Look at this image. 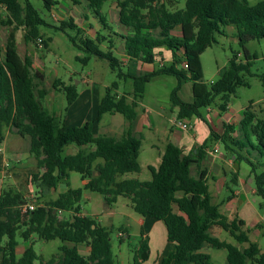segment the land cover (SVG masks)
Masks as SVG:
<instances>
[{"label":"trees","instance_id":"trees-1","mask_svg":"<svg viewBox=\"0 0 264 264\" xmlns=\"http://www.w3.org/2000/svg\"><path fill=\"white\" fill-rule=\"evenodd\" d=\"M42 1L48 11L56 4L54 0ZM86 1L107 35L97 31L94 37L81 36L83 30L71 17L61 20L56 27L62 31L74 28L75 36L69 39L84 53L76 59L83 64L92 57L106 61L116 73V80L105 87L92 121L65 126L43 105L48 93L44 74L33 68L30 56L21 57L17 49L19 29L26 43L36 44L41 39L43 47H48L50 39H44L40 33L45 20L30 0H0V8L5 13L0 24L9 28L0 56V143L6 127L30 137L29 152L42 172L31 173L29 182L36 187L39 197L55 190L61 180L69 178L70 172L78 173L85 181L76 188L69 187L67 182L66 190L55 198L26 210L23 208L30 200L13 186H4L0 192V264H34L35 261L39 264H115L111 230L83 212L80 205L83 190L99 193L106 205L124 197L138 215L161 220L166 227L167 241L174 249L160 264H209L210 256L201 251L204 243L224 248L228 264H264V251L250 241L243 229L244 221L237 217L228 219L220 212L219 204L213 203L207 183L208 169L202 163L212 141L223 143L233 162H243L249 167L255 195L262 199L259 206L264 207V115L257 116L249 102L238 124H226L224 131L218 133L201 114L218 96V109L226 111L236 88L248 86L245 74L256 75L251 72L255 55L248 51L246 44L250 40L264 39V0L255 4L248 0H185L184 6L176 9L171 8L176 0H114L118 26L124 27L122 32L112 31L101 12L107 0ZM228 25L235 27L244 60L238 57V51L232 52L218 79L206 84L200 55L216 42V34H224V27ZM111 35L123 43L124 54L130 60L154 64L157 49L169 51L170 60L142 74H132L123 70L122 61L114 55V41L107 39ZM105 42L108 44L104 50L100 45ZM163 75L177 80L169 97L171 107L176 108V119L200 117L208 126L209 137L189 154L168 142L158 166H147L151 175L147 181L122 177L140 172L138 156L142 136L132 133L131 123L147 83ZM257 76L264 84V72ZM118 80H131V100L126 93H116ZM185 82L191 83L190 101L179 95ZM52 88L65 95L68 106L78 97L77 86L72 82L55 78ZM104 113H119L127 121L119 138L94 135L92 125ZM68 145L78 149L66 154L64 148ZM192 166L196 175L191 173ZM61 212H71V215L60 217ZM213 226L227 231L239 245L212 235ZM140 234L143 235L142 229ZM18 238L27 242L20 256L16 255ZM36 239H58L61 242L58 253L47 260L40 257L33 248ZM244 243L247 245L242 246ZM79 244L89 247L87 256L78 252ZM146 251L147 245L142 241L134 264H143L140 253Z\"/></svg>","mask_w":264,"mask_h":264},{"label":"rangeland","instance_id":"rangeland-1","mask_svg":"<svg viewBox=\"0 0 264 264\" xmlns=\"http://www.w3.org/2000/svg\"><path fill=\"white\" fill-rule=\"evenodd\" d=\"M33 6L38 10L39 15L45 20L46 25L40 27V33L43 34V38H49L48 47L45 49L42 43H26L23 39V31L19 29L16 32L17 38V49L21 57L28 55L33 60V68L40 70L44 74V86L49 92V97H46L43 101V105L50 111L56 113V115L63 119L65 116L66 109H68L65 95L52 88V81L55 78H60L65 83H74L78 90H82L84 79L86 84L89 80L92 81V86L96 87L100 98L104 95L105 87L109 86L112 81L116 80V73L111 71L108 64L104 60L92 57L87 64H83L76 57H83L84 53L78 50L69 39V36H75L76 30L74 28H65V31L58 29L56 26L59 25L61 20H66L68 18H73L74 22L83 30L81 36H95V30L102 34L107 35V30L101 29V25L94 17L93 13L87 6L86 0H54L56 4L50 11L46 10L43 6L42 0H30ZM260 0H248L250 4H255ZM185 0H176L172 5V9L181 8L184 6ZM101 12L103 15L107 16L108 23L112 28V31H119L123 29L121 25L116 26L117 21V5L114 0H107L104 2ZM5 13L3 9L0 8V20L3 19ZM99 28L98 30L96 28ZM95 28V29H93ZM8 27L0 24V56L3 55V48L5 44V39L8 32ZM224 34H216L215 40L210 47H208L201 55V65L203 71V81L206 84L213 82L218 79L221 73L227 66L228 60L231 57V53L238 51V57L244 60L243 51L238 45L237 38L235 36V27L228 25L224 27ZM111 31V30H110ZM108 40H115L114 36L107 38ZM78 41V39L76 40ZM108 43L105 42L100 45L101 49H106L104 45ZM116 45L117 42L114 41ZM248 51L255 55L253 59V65L251 67V72L256 75L245 74V80L248 82V86H238L231 95L229 106L232 111L242 113L249 102H252V109L255 111L257 116L262 117L264 115V84L260 75L264 72V39L250 40L246 44ZM114 55L118 58L119 53L113 49ZM169 61V60H168ZM166 60L165 62L168 63ZM159 63L154 62V67L158 66ZM128 68L124 67L123 70ZM134 69V67H133ZM131 71V70H130ZM136 71H143L140 66ZM176 78L173 76H157L151 79V81L146 85V89L142 98V102L152 109L159 110V107L165 109V113L158 115L153 113L152 117L157 124V130L161 131L164 127L169 126L170 122L168 118L171 116L170 112V92L176 85ZM119 85L116 93H131L132 92V82L131 80H118ZM190 83H185L179 92L180 96L184 100H190L191 94L188 90ZM95 99V94H94ZM98 98V99H99ZM96 101V100H94ZM99 101V100H98ZM220 103V97H216L214 102L210 107L217 110V105ZM97 104L93 106L90 114V121H92L96 116ZM202 115L206 118V112L204 109L201 110ZM120 115V114H119ZM164 115V116H162ZM121 116V115H120ZM110 119L109 113L103 114L100 123L104 124ZM190 125L197 122L196 116L191 119H184ZM96 123V122H95ZM218 132L223 128L217 127ZM4 129H8L7 127ZM191 132L198 133V127L194 130H185V134H191ZM7 134V131L4 130ZM160 134H158V138ZM6 136V135H5ZM3 142V141H2ZM0 145L3 146L2 143ZM217 145L218 152L214 153L217 157L222 154L228 158L224 145L221 142H213L210 147ZM71 145L64 148V152L68 153ZM26 149V148H25ZM21 151L20 163L16 167L22 171L27 172L32 166L38 170L36 165V159L27 150ZM158 151L153 149L149 145V139L146 138L141 141L138 161L140 164V172L138 173H127L123 175L125 178H138L143 181H147L151 178L150 172L147 169V165L157 163ZM235 166V165H233ZM224 170H228L227 164L222 165ZM210 175L208 177L209 191L213 195V203L222 202L219 205L220 212L226 215L229 219L237 216L244 221L243 229L246 231L251 242H255L261 251H264V207L259 206L262 203V199L253 194H246L240 185L234 184L233 180L228 171H226V184L228 188H223L221 192L216 196L214 192L216 176H221L222 172L218 168H212ZM192 173H194L195 167H192ZM239 173L241 177L246 179V185L252 186L251 176H249V167L245 163L239 164ZM31 173L27 177L29 179ZM193 175V174H192ZM248 175V176H247ZM119 178H121L119 176ZM69 186L72 188L81 187L82 181L80 175L76 172H70L69 175ZM13 183V182H12ZM64 181L58 183L56 190L49 191L44 196L32 197L30 198L29 204L35 205L36 203H42L45 200L54 198L56 195L50 192L63 191L65 189ZM19 184H22L19 182ZM34 188H36L33 185ZM239 191L240 196L237 199V203L234 207L228 206L227 199L231 195V192ZM35 192V191H34ZM37 192V190H36ZM218 197V198H217ZM80 205L84 211L89 215L97 214V219L99 223L104 224L111 229L110 232V242L111 249L114 255L115 264H134V257L136 256V250L140 246L142 241H145L147 245V251L140 253V259L144 261V264H154L155 260L163 248L165 242V229L161 227L153 230L148 237H144L140 234V226L135 221L139 218V215L135 213L129 203V200L124 197H118L117 201L112 204V206L105 205L102 196L99 193L83 190ZM114 212V215L109 217V210ZM262 226V227H261ZM126 228L127 236L120 240L121 236L118 237L119 229ZM210 233L220 240L230 242L235 245H239L230 234L218 226H213L210 229ZM19 243H24L22 239L18 238ZM61 242L58 239L54 240H40L36 239L33 244L35 252L45 260L50 258L52 255L58 253V246ZM244 246L247 243L242 244ZM83 248V247H82ZM81 248V249H82ZM201 251L207 253L210 256L209 264H228L226 260V250L224 248H216L207 243H204ZM34 264H39V261H35Z\"/></svg>","mask_w":264,"mask_h":264},{"label":"crops","instance_id":"crops-1","mask_svg":"<svg viewBox=\"0 0 264 264\" xmlns=\"http://www.w3.org/2000/svg\"><path fill=\"white\" fill-rule=\"evenodd\" d=\"M117 12H118V9H117ZM117 20H118V18H117ZM115 24H116V26H118L117 21ZM93 29H95V28H93ZM96 29L98 30L99 28L97 27ZM119 31L122 32L123 30L121 29ZM96 32L97 31L95 30V33ZM114 41H116L117 44L115 45L113 42V45H114L113 49L119 53V56H120L119 59L122 61L123 67L128 68L127 70L130 73L138 75V74H142L144 72L150 71V70L157 67V66L154 67V64H145V63H141V62L136 61V60L128 59L126 57V55L124 54L123 43H121L118 38H115ZM104 46L106 48V45H104ZM155 53H156L155 62H157V64L158 63L159 64L166 63L165 62L166 60L167 61L170 60L171 54L169 51H167L165 49H157L155 51ZM140 66L142 67L143 71H140V72L136 71L137 68H139ZM133 67H134V69H133ZM82 82L84 83V87L82 88V90L79 91L78 87H77V90H78L77 99L68 107V109H66V113H65V116H63V119H60L58 117L60 119V121L62 122V124H64L65 126L82 125L86 121H90L91 110H92L93 106H95V102L98 105V102H99L98 100H100L102 97V96L100 98L98 97L99 93L96 90V87L92 86L91 80H89L88 84H86L85 79ZM176 83H177V81H176ZM185 83H190V82H185ZM181 88H182V86H181ZM181 88H180V90H181ZM180 90H179V92H180ZM188 90H190V94H191L190 100H191L192 99L191 83H190V86H188ZM131 93H126L128 100H131V98H132ZM94 94H95V99L93 97ZM121 94H123V93H121ZM121 94H118V95H121ZM46 97H49V92L47 93ZM142 98L140 99L138 106L136 108L137 113H136L135 119L131 123V131L135 135L140 134L142 136L141 141H144L146 138H148L150 147H152L153 149H157V151H158V157L156 159L157 163L149 164V165H152L154 167L158 166V164L160 162L161 154L164 152L165 147H166L168 142H171V143L177 145L178 147H180L184 154H189L190 152L194 151L197 146H199L201 143H203V141L205 139H207L209 137L208 126L204 123V121L200 117H196L197 122H194L192 124V126L190 125V123H188L186 121L191 126L192 130H194L195 128L198 127V133L191 132V134H185V130L180 129L175 124V120H177L176 119V108H173V107H170L171 116L168 118L170 125L164 127V129H162L161 131H158L157 130V124L155 123V120L152 117L153 116L152 114L155 113V114L161 115V114L165 113V109H163L162 107H159V110L152 109L141 101ZM94 100H96V101H94ZM190 100H186V101H190ZM170 105H171V103H170ZM204 110L206 112V116H205L206 118H204V117L203 118L208 122V124L216 132H218L217 127L223 128L218 133H222L224 131L226 124L237 125L238 122L242 118V113L232 111L229 104L227 106V110L224 112H222L218 109V105H217V110L212 109L210 106H208ZM50 112L54 113L53 111H50ZM54 114H56V113H54ZM201 114H202V112H201ZM109 115H110V119L108 121H106L104 124L100 123L103 115L101 116L99 121H97L96 123L95 122L93 123V125H92L93 133L96 136L97 135H110V136H114V137L119 138L123 134V132L125 131V129L127 127V121L125 120V118L121 114H120L121 115L120 116L119 113H113V114L109 113ZM162 116H164V115H162ZM185 119H191V118H185ZM181 120L185 121L184 119H181ZM4 130L7 131V134L4 133ZM4 130H3L4 139L2 142L3 146L0 145V167H1L0 192H1L2 188H4V186H13L17 190L21 191L25 195V197L28 198L29 200L32 197L39 196L40 194L38 192H36L37 189L34 188L33 185L30 184V182L28 183L27 177L30 173L42 172V169L38 168V170H36L35 167L32 166L30 169L27 170V172L24 173L16 167V165L20 163L21 151H23L25 148H26L25 150H27V152L29 151L30 137L28 135L21 136L18 133H16L15 131H11L9 129H4ZM158 134H160L159 138H158ZM213 142H218V141H212V143ZM71 146L72 147L69 148L68 153H66V154L74 153L78 149V147H76L75 145H71ZM216 152H218L217 145H213L212 148L209 146L206 149L205 158L202 161V163L208 169L207 177H209L210 171H212L210 166L212 168L214 167L217 170L219 168L222 172L221 176H218V177L216 176V179L213 178V180L215 182V184H214L215 189H216V192H214V195L217 196L223 188H228L227 184H226V171L229 172L231 179L233 180L234 184L240 185L246 194L255 195L254 187L252 184V179L249 181V182H251L252 186L246 185V179L241 177V175L239 173V164H241V163L233 162L231 158H229V157L226 158V156L224 154L223 155L221 154L218 157L219 160L217 161L216 160L217 157L214 154ZM223 163L228 165V167H229L228 170L223 169V167H222ZM233 165H235V166H233ZM192 167H191V169H192ZM191 173H192V170H191ZM192 174L196 175V169L194 170V173H192ZM235 174H236V176H235ZM68 180H69V178L66 180H61V181L65 182L64 183L65 189L63 191H65L67 188L66 184H67ZM81 181H82V185H83L85 181L84 180H81ZM19 182H21L22 184H19ZM207 183H208V180H207ZM208 189H209V185H208ZM63 191L50 192V193H54L57 196L58 193L63 192ZM86 191H89V190H86ZM210 194H211V192H210ZM240 194H241V192H239V191L231 192V195L228 197V199H227L228 201L226 204L228 206L234 207V209H235V205L237 203V199L240 196ZM211 197H213L212 194H211ZM102 199H103V197H102ZM216 204L220 205V204H222V202H219ZM107 206L111 207L112 205H107ZM109 211L110 212H108L109 213L108 215L111 218V216L114 215V212L111 211V209ZM83 212L85 214H88L84 210H83ZM70 215H71V212H61L59 214L60 217H68ZM90 216H93L99 225L106 227L108 229V227L106 225L99 223V219H97V214H93ZM235 217H237V216H235ZM135 221L140 226V229L143 230L142 236H144V237H148V235L153 230H155L156 228L161 229V227H162L163 229H165V237H164L165 242H164L163 248L161 249V251L158 254V256L155 260V263H154V264H160L161 259L163 257L167 256L174 249L173 244L167 241V233H166V227H165L164 223L161 220L153 219L150 217H142L140 215H139V218H137ZM120 236L123 238L125 236H127L126 228L119 229L118 237H120ZM26 245H27V242H24V243L18 242V244L16 246V255L17 256L21 255V253L23 252ZM242 246H244V245H242ZM138 248H137V250H138ZM137 250H136V252H137ZM78 252L83 256H87L89 253V247L86 244H79L78 245ZM1 257H2V249L0 248V262H1ZM143 264H144V261H143Z\"/></svg>","mask_w":264,"mask_h":264},{"label":"built area","instance_id":"built-area-1","mask_svg":"<svg viewBox=\"0 0 264 264\" xmlns=\"http://www.w3.org/2000/svg\"><path fill=\"white\" fill-rule=\"evenodd\" d=\"M38 43L40 44L41 43V39L38 40ZM175 124L182 130H189L191 129V126L186 122V121H183V120H175ZM26 208L28 209H33V205L32 204H27L23 210H26Z\"/></svg>","mask_w":264,"mask_h":264}]
</instances>
